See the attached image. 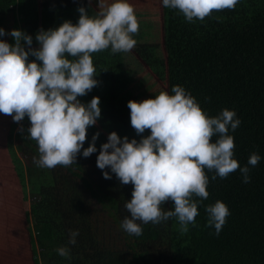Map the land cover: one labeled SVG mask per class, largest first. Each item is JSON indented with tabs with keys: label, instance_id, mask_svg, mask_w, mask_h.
<instances>
[{
	"label": "trees",
	"instance_id": "1",
	"mask_svg": "<svg viewBox=\"0 0 264 264\" xmlns=\"http://www.w3.org/2000/svg\"><path fill=\"white\" fill-rule=\"evenodd\" d=\"M113 2L0 0V28L23 31L33 39L31 48L38 49L41 30L56 29L65 21L77 24L80 7L95 16L101 5ZM128 2L139 24L135 47L93 53L98 84L78 97L85 105L100 98L101 117L88 128L84 144L89 147L98 132L95 153L85 158L82 149L68 167H38L33 162L39 158L38 145L28 138V117L17 123L0 113V244L5 241L0 264H24L19 258L23 252L31 256L28 264H264V0H239L234 10L214 11L193 22L178 9L164 7L162 0ZM151 37L162 45L155 54L163 62L158 67L146 53ZM0 40L15 44L10 35ZM175 85L195 97L210 117L225 108L234 110L241 121L235 131L229 130L234 158L241 167L252 153L261 159L255 167L248 165V183L239 170L213 180L214 172L205 169L209 197L198 204L196 224H189L187 233L181 234L178 220L170 218L160 224L137 221L142 234L130 235L121 224L130 217L125 204L132 199L133 185H122L110 168H98L97 157L112 132L138 142L150 135V130L137 135L128 102L154 99L160 92L172 95ZM6 158L12 172L8 175L2 171L7 166L1 167ZM103 171L112 178L105 179ZM217 200L230 210L219 235L207 226L205 211ZM162 208L173 210L174 202ZM70 230L79 232L75 245L68 243ZM63 246L70 249V259L57 253Z\"/></svg>",
	"mask_w": 264,
	"mask_h": 264
},
{
	"label": "clouds",
	"instance_id": "2",
	"mask_svg": "<svg viewBox=\"0 0 264 264\" xmlns=\"http://www.w3.org/2000/svg\"><path fill=\"white\" fill-rule=\"evenodd\" d=\"M238 2L162 0L164 7L178 9L188 22L203 21L214 11L234 10ZM101 8L90 16L80 7L77 24L65 21L56 29L41 30L36 36L38 49L31 48L33 39L23 31L6 33L0 28V37L10 35L15 40L14 45L0 40V113L17 123L28 117V138L38 145L39 158H33L38 167H68L76 163L82 149L85 158L97 151L98 132L89 147L84 144L88 128L101 117L100 98L94 97L87 105L78 99L98 84L92 54L109 47L113 54L129 52L136 44L133 36L139 32L128 0H114ZM29 55L36 60L29 62ZM171 91L174 94L160 92L142 102L130 100L131 126L137 135L146 130L150 135L138 142L112 132L97 157L98 168H110L122 185H133L132 199L125 204L130 217L121 224L130 235L142 234L137 221L160 224L170 218L178 220L181 234L187 233L188 225L196 224L198 204L209 197L205 169L214 172L213 180L239 170L243 182L248 183V165L255 167L261 159L252 153L247 165L241 167L234 158V137L229 130L235 131L241 123L234 110L225 108L210 117L184 87L175 85ZM103 176L112 178L109 171H103ZM169 200L174 209L165 211L162 205ZM205 211L207 226L219 235L230 215L228 206L217 200ZM78 235V230H70L68 243L75 245ZM57 253L71 258L67 246L58 248Z\"/></svg>",
	"mask_w": 264,
	"mask_h": 264
},
{
	"label": "rangeland",
	"instance_id": "3",
	"mask_svg": "<svg viewBox=\"0 0 264 264\" xmlns=\"http://www.w3.org/2000/svg\"><path fill=\"white\" fill-rule=\"evenodd\" d=\"M146 42H148L149 44H150V46H148L149 48H146V53H148V56H149V59H151V58H155V59H152L153 60V65L154 66H160V64L161 63H163L162 62V60H161V55H160V57H159V61L156 59V57H155V54L156 53H161V51H162V45H161V43L159 44V42H157L155 39H153L152 37L151 38H148V40H146ZM145 42V43H146ZM157 86L161 89L162 87H163V84L162 83H160V82H158L157 83ZM9 158H6L5 160H3V164L1 165V167L2 166H4L5 165V167L7 166V168H8V170L6 171L5 170V168L2 170L3 172L5 171V173H7L6 175H8V174H12V172H11V166H9ZM0 180H1V178H0ZM27 204H28V202H27ZM11 211L13 212V210L11 209ZM21 215V217H23V215L22 214H20ZM23 219V218H22ZM24 221V220H23ZM23 224V223H22ZM12 239V238H11ZM10 238H9V242H10V240H11ZM12 241H13V239H12ZM4 242L5 241H3L1 244H0V250H1V248H3V247H5V244H4ZM7 252V251H6ZM5 252V253H6ZM0 256H1V253H0ZM19 258H20V260L22 261V262H24V264H28V262L30 263L31 262V256L29 255V254H25V252H23V253H21V254H19Z\"/></svg>",
	"mask_w": 264,
	"mask_h": 264
}]
</instances>
